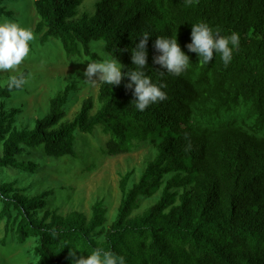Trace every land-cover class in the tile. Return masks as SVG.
Returning <instances> with one entry per match:
<instances>
[{"label":"trees","instance_id":"1","mask_svg":"<svg viewBox=\"0 0 264 264\" xmlns=\"http://www.w3.org/2000/svg\"><path fill=\"white\" fill-rule=\"evenodd\" d=\"M7 1L0 0V21L15 22ZM84 2L32 0L41 43L57 38L69 56L100 60L93 42L103 41L126 72L135 67L130 49L150 34L146 72L164 85L167 99L137 111L133 90L125 87L130 78L122 77L119 85L101 83L98 108L90 96L67 119L69 93L78 88L68 85L51 99L47 115L22 128L23 108L10 102L27 83L20 89L0 85V221H6V233L21 244L35 239L32 264H72L71 247L77 256L97 247L113 251L126 264H264V0H99L95 12L79 14ZM197 22L220 35L239 33L227 67L219 54L201 64L188 51ZM176 35L190 67L179 76H161L154 42ZM20 75L28 81L29 70ZM232 109L245 112L242 122L223 119ZM98 125L110 137L108 155L132 152L142 142L156 150L138 181L130 183L134 171L122 175L111 223L102 200L91 215L62 214L49 206L53 189L32 193L21 183L42 163L25 155L43 147L49 157H76L79 133ZM3 169L15 173L4 178Z\"/></svg>","mask_w":264,"mask_h":264},{"label":"rangeland","instance_id":"2","mask_svg":"<svg viewBox=\"0 0 264 264\" xmlns=\"http://www.w3.org/2000/svg\"><path fill=\"white\" fill-rule=\"evenodd\" d=\"M99 0H85L78 9L79 14L95 12ZM8 8L15 11L16 23L30 28L35 39L31 43L30 55L15 69L0 71V85L6 84L11 77L25 69L29 70L26 89L16 95L10 102L14 107H22L18 125L33 128L36 120L49 113L50 101L68 85H76V90L69 93L67 119H72L79 111L83 101L92 96L99 106L98 94L102 82L89 81L84 75L91 57L84 54L69 56L60 39L52 38L46 44L35 32L39 17L32 0H11L6 2ZM1 21H11L1 18ZM103 41L93 42L94 50L103 58H111L106 52ZM118 60V59H117ZM119 61V60H118ZM120 62V61H119ZM98 80V77H93ZM67 106V105H65ZM245 112L232 109L223 115L224 120L243 121ZM109 136L102 133L100 125L92 133H79L78 155L61 158L49 157L44 148L34 149L27 159L39 160L42 163L36 175H29L21 181L30 185L32 193L53 189L49 206L62 214L79 210L91 215L95 202L102 200L109 210V223L116 217L120 201V180L122 175L134 171L130 183L138 181L147 162L155 156V148L148 142H142L134 151L111 156L105 152ZM4 178L15 172H4ZM160 193L144 202L142 210L155 203ZM2 204L0 202V210ZM6 221H0V264H32L37 260L33 252L34 238L25 244L19 243L12 233L5 230Z\"/></svg>","mask_w":264,"mask_h":264},{"label":"clouds","instance_id":"3","mask_svg":"<svg viewBox=\"0 0 264 264\" xmlns=\"http://www.w3.org/2000/svg\"><path fill=\"white\" fill-rule=\"evenodd\" d=\"M151 35L144 33L141 39L131 48V59L134 68L123 71L122 65L116 58H103L90 61L85 69L84 75L89 81L102 82L115 86L121 83L122 77H129L126 88L133 90L135 99L131 104L137 111H144L150 105L167 99L163 91L164 85L154 83L152 77L147 74V43ZM35 39L34 32L19 23L12 21H0V71L17 68L31 52V43ZM239 33L233 31L230 35H220L219 31L213 29L205 22L192 24L191 42L186 45L189 52L198 54V62L208 64L213 60L214 54H219L225 67L233 59V53L239 47ZM154 48L160 53L153 58V63L159 65V73L179 76L187 71L191 61L189 55L182 51L177 35L157 36ZM98 77V80L93 77ZM27 83L25 76H13L8 81L9 88L20 89ZM77 251L71 247L69 252L72 264H126V259L113 251H105L97 247L90 254L77 256Z\"/></svg>","mask_w":264,"mask_h":264}]
</instances>
